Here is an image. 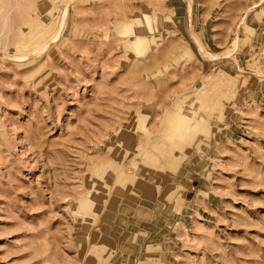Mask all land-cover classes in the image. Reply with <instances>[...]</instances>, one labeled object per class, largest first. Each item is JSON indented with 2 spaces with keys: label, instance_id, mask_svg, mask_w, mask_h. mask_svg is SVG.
<instances>
[{
  "label": "rangeland",
  "instance_id": "obj_1",
  "mask_svg": "<svg viewBox=\"0 0 264 264\" xmlns=\"http://www.w3.org/2000/svg\"><path fill=\"white\" fill-rule=\"evenodd\" d=\"M0 264H264V0H0Z\"/></svg>",
  "mask_w": 264,
  "mask_h": 264
},
{
  "label": "bare ground",
  "instance_id": "obj_2",
  "mask_svg": "<svg viewBox=\"0 0 264 264\" xmlns=\"http://www.w3.org/2000/svg\"><path fill=\"white\" fill-rule=\"evenodd\" d=\"M69 11H70L69 6L66 7L65 10H63V13H62V16H61V25L62 26L65 25V21H66V18L68 16V14H69ZM145 18H146L147 21H149V20L152 19L151 15H145ZM129 28L126 27L124 29V34L129 39V46L131 48H133L134 50H137V52H142V50H143L142 48H144L146 46V38L145 37H134V34L130 31ZM45 48L46 47H44L43 50H45ZM199 84L200 85H198L199 86L198 88L200 89L203 86V84L202 83H199ZM176 106L177 105H175V107ZM181 111H182V105H181V107H177V109L175 110V116L170 120V121H172V125L170 126L171 132L169 134H166L167 135L166 136L167 138H170L171 139L173 137H179V136L183 138V135H185V133L191 132L192 129L190 127V122H192V120L186 118L185 115L182 114ZM177 120H179V121L177 122ZM200 128H203V127H200ZM180 129H182V131ZM178 130H180L181 132H179ZM147 131H149V133H150V130L149 129H147ZM149 133H148V136H150Z\"/></svg>",
  "mask_w": 264,
  "mask_h": 264
}]
</instances>
